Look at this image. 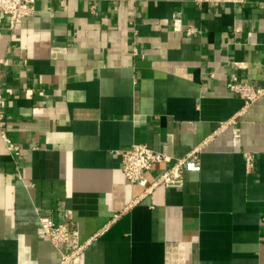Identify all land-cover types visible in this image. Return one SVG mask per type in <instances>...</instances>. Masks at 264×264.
I'll return each instance as SVG.
<instances>
[{
  "label": "crops",
  "instance_id": "crops-1",
  "mask_svg": "<svg viewBox=\"0 0 264 264\" xmlns=\"http://www.w3.org/2000/svg\"><path fill=\"white\" fill-rule=\"evenodd\" d=\"M233 75L264 86V0H36L12 31L0 13V264H264V97L239 115ZM137 143L204 147L146 191L121 170Z\"/></svg>",
  "mask_w": 264,
  "mask_h": 264
},
{
  "label": "built area",
  "instance_id": "built-area-1",
  "mask_svg": "<svg viewBox=\"0 0 264 264\" xmlns=\"http://www.w3.org/2000/svg\"><path fill=\"white\" fill-rule=\"evenodd\" d=\"M36 0H0V13L6 17V23L9 30H14L15 27L21 23L23 19L33 15L35 10ZM193 4L197 7H201L203 4H210L213 7H219L220 5H242L246 0H192ZM191 29L189 30V32ZM212 77V73H210ZM230 90L236 93L238 97L243 101V109L238 114L242 113L244 109L248 108L254 102L261 97H264V86H254L246 81H240L236 75H233L230 79ZM235 115L225 122H221L219 130L224 131L229 127H233L236 122ZM5 115L0 110V138L5 139L4 128ZM239 129L232 128V135L238 136ZM204 147V143L198 147H194L182 158L172 159L170 156L155 151L146 143H137L131 145L127 149H123L119 152L121 157V170L125 178L130 183H135L140 186L146 187V191H152L155 187L162 185L164 187H181L183 183V173L185 167L194 161L198 160L199 153ZM9 149H17L9 145ZM158 163H167L169 166L165 168L162 174L149 186H147V180L145 173L153 168ZM254 166V155L246 153L244 155V168L248 174L252 171ZM40 233L44 235L49 242L56 248L60 247L69 241L70 228L66 223H55L48 217H41L39 219ZM70 254H63L60 264H67L71 259Z\"/></svg>",
  "mask_w": 264,
  "mask_h": 264
}]
</instances>
